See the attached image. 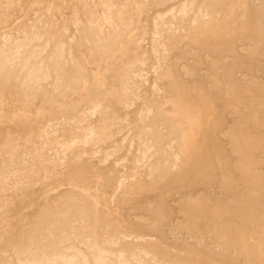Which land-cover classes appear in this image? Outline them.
Here are the masks:
<instances>
[{
  "label": "rangeland",
  "instance_id": "rangeland-1",
  "mask_svg": "<svg viewBox=\"0 0 264 264\" xmlns=\"http://www.w3.org/2000/svg\"><path fill=\"white\" fill-rule=\"evenodd\" d=\"M263 229L264 0H0V264H264Z\"/></svg>",
  "mask_w": 264,
  "mask_h": 264
},
{
  "label": "bare ground",
  "instance_id": "bare-ground-1",
  "mask_svg": "<svg viewBox=\"0 0 264 264\" xmlns=\"http://www.w3.org/2000/svg\"><path fill=\"white\" fill-rule=\"evenodd\" d=\"M107 12V11H106ZM109 27V26H108ZM113 32V31H111ZM113 35V34H112ZM112 37V36H111ZM111 40V39H110ZM247 41H250L247 39ZM257 45V44H256ZM255 45V46H256ZM229 46V45H228ZM253 46V45H252ZM254 46V48H255ZM259 46V45H258ZM260 47V46H259ZM163 49V48H162ZM227 52V51H226ZM223 63V62H222ZM227 64V63H226ZM199 77V76H198ZM229 90L228 95L230 97H234V93H233V89H232V85L228 84L226 87ZM176 158V156H175ZM173 169V168H172ZM239 179V178H237ZM199 180L197 178H194L193 182H198ZM240 181V180H239ZM227 185V184H226ZM214 186V185H212ZM193 187V186H192ZM191 188V187H190ZM229 189V188H228ZM210 191V189H208ZM207 190V191H208ZM116 192V191H115ZM170 192V189H166L164 190V194H167ZM210 194V192H208ZM220 192H218L219 194ZM212 194V192H211ZM48 195V194H47ZM214 200V199H213ZM226 200V199H225ZM207 201H209V199H207ZM139 206H141V208L145 211V213L147 214V216L150 219V224H148L145 227V233L152 237L153 239L157 240V242L162 246V247H166L164 244V241L161 237V228L163 227L164 224V198L160 197L159 195H153V196H148V194H145L144 197H142L139 202H138ZM54 206V205H53ZM213 207V206H212ZM126 212V211H125ZM128 214V212H127ZM194 214V213H193ZM192 220V219H191ZM191 223V221H190ZM188 223V224H190ZM193 224V223H192ZM139 229V227H138ZM264 230V229H263ZM137 231V230H136ZM139 232V231H138ZM220 237V236H219ZM217 240V239H216ZM29 241V239H28ZM189 243V242H188ZM238 244V243H237ZM241 247V245H240ZM95 248V247H94ZM230 249V247H229ZM71 250V249H70ZM96 251V249H95ZM223 252V251H222ZM103 253V252H102ZM228 253V252H227ZM223 254V253H222ZM70 260V259H69ZM99 261V260H98ZM16 262V261H15ZM17 263V262H16ZM45 263V262H44ZM23 264V263H22ZM31 264V263H30ZM49 264V263H48ZM66 264H71L69 261H66Z\"/></svg>",
  "mask_w": 264,
  "mask_h": 264
}]
</instances>
